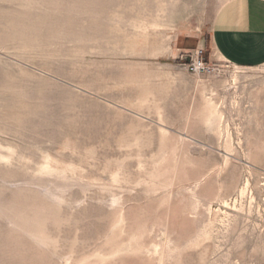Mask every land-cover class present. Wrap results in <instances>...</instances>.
Segmentation results:
<instances>
[{
    "label": "rangeland",
    "instance_id": "rangeland-1",
    "mask_svg": "<svg viewBox=\"0 0 264 264\" xmlns=\"http://www.w3.org/2000/svg\"><path fill=\"white\" fill-rule=\"evenodd\" d=\"M225 1L0 0V264H264V63L204 57Z\"/></svg>",
    "mask_w": 264,
    "mask_h": 264
},
{
    "label": "crops",
    "instance_id": "crops-1",
    "mask_svg": "<svg viewBox=\"0 0 264 264\" xmlns=\"http://www.w3.org/2000/svg\"><path fill=\"white\" fill-rule=\"evenodd\" d=\"M208 61L223 59L240 66L264 63V0H227L212 21Z\"/></svg>",
    "mask_w": 264,
    "mask_h": 264
},
{
    "label": "built area",
    "instance_id": "built-area-1",
    "mask_svg": "<svg viewBox=\"0 0 264 264\" xmlns=\"http://www.w3.org/2000/svg\"><path fill=\"white\" fill-rule=\"evenodd\" d=\"M202 48H197L193 54H192V63H191V66L194 70L196 71H200L202 69H209L210 66L206 65L205 62L203 61L202 59Z\"/></svg>",
    "mask_w": 264,
    "mask_h": 264
}]
</instances>
